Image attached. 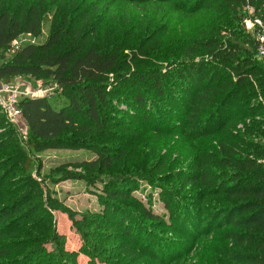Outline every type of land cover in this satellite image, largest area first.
<instances>
[{"label":"trees","instance_id":"trees-1","mask_svg":"<svg viewBox=\"0 0 264 264\" xmlns=\"http://www.w3.org/2000/svg\"><path fill=\"white\" fill-rule=\"evenodd\" d=\"M122 1L103 6L106 12H118L114 6ZM85 2H69L70 13L62 11L60 16H69L75 24L79 15L73 7L81 10ZM222 2L182 0L192 13L204 10L199 31L160 53L159 65L147 63L159 53L168 33L163 21L153 28L124 25L109 31L99 27L102 12L91 20L93 14L81 13L83 9L79 13L86 25L52 30L43 43L19 46L0 64L4 85L27 77L57 88L55 96L19 102L25 139L0 112V264H50V260L78 264L79 255L101 264H165L168 242L178 243L177 236H191L195 229L196 239L214 233L228 241L231 247L216 254L224 253L229 263L264 264V66L258 59V38L243 23L259 21L261 27L255 24L254 33L264 36V0ZM95 6L88 7L90 12L99 10ZM40 29L36 0L29 5L21 0L16 6L0 5V59L20 36H37ZM109 76L115 81L110 82ZM121 79L125 85L118 87ZM180 86L187 91L186 101ZM179 101L185 102L189 133L179 138L184 143L183 159L170 161L158 156L153 146L157 134L163 133L157 114L168 113ZM121 102L128 109H119L115 103ZM237 106L239 118L234 123ZM126 120H142L156 133L144 127L131 129ZM20 138L26 140L27 154L15 145ZM47 150L96 155L92 161L77 163L84 174L54 173L53 183L87 181L89 171L131 162L129 174L103 184L98 197L102 213H81L93 229L88 224L76 230L81 242L77 251L66 252L65 238L56 232L50 212L61 210L71 220L76 213L54 200L43 201L40 193L35 199L40 184L30 175L18 187L4 185L17 169L32 172L31 154ZM140 180L159 189L167 216L156 214L133 195ZM46 247L52 249L50 257Z\"/></svg>","mask_w":264,"mask_h":264},{"label":"rangeland","instance_id":"rangeland-1","mask_svg":"<svg viewBox=\"0 0 264 264\" xmlns=\"http://www.w3.org/2000/svg\"><path fill=\"white\" fill-rule=\"evenodd\" d=\"M18 0H0V5L6 7L8 4L16 6ZM25 5L32 3V0H21ZM78 0H36L38 6L41 8V29L37 36L22 35L19 40L16 41L14 46H22L28 43L41 44L48 37V34L52 30H57L58 28H66L68 25H72L74 28L86 25L84 22L85 16L81 13L93 14L91 20L100 17L99 12L103 13V16L98 20L99 27L103 30L110 29L117 30L120 26H134L137 29L150 27L153 28L157 24L163 21V23L169 26L168 33L163 37L161 45L159 46L157 54H153L149 60L148 65H159L158 61L160 53L166 52L170 49V46L181 42L187 41L193 38L199 31V19L205 14V12L197 11L192 13L191 6H186L181 4L182 0H123L121 4H115L114 8L118 10L106 12L107 9L104 8V4L107 1L113 3L115 0H101V4L97 1L100 0H86L83 8L78 10L76 6L73 10L76 15H79L75 24L70 23L69 16L62 17L60 13L62 11L70 13L71 6L68 5L69 2L75 3ZM217 0H209V4H213ZM223 0H219V3H223ZM120 1H117L119 3ZM99 5V10L93 11L89 8H96ZM183 6V7H181ZM89 7V8H88ZM133 11V14H132ZM121 12H126L123 15ZM95 13V14H94ZM251 15V11H249ZM243 21V20H242ZM90 23V22H89ZM245 29L247 32L253 33L254 37H258V33H254L255 23L251 20L243 21ZM86 27V26H85ZM132 36L128 40H132ZM90 36L87 40H90ZM92 40V39H91ZM14 49L7 51L3 58L0 59V64L3 61H7L14 55ZM131 51H129L130 53ZM110 77V82H114V77ZM16 84L29 87L33 90L50 89V95L55 96L56 86L52 82H42L24 77L20 80L15 81ZM117 86H124L125 82L122 79L117 81ZM116 85V84H115ZM184 90V86H180L179 89ZM179 90L182 97L184 95V101L188 100L187 91ZM186 93V94H185ZM122 101V100H120ZM119 109H128L125 102L115 103ZM241 106V105H240ZM240 106L235 108L234 123L238 121ZM165 109L164 111H166ZM185 102L179 101L177 105H174L166 114L159 115V127L162 129L163 133L157 134V142L153 146H157L158 156L169 157L170 161L182 160L183 157V146L184 143L179 138H184V135H188L189 131L186 127V120H184L185 115ZM136 114V111L134 112ZM156 116V115H155ZM142 120H136L135 122L129 123L126 120L125 125L134 128H143L144 131L151 134H155L156 131L146 127L147 125L141 122ZM154 123V122H153ZM144 125V126H143ZM187 128V129H185ZM236 128H241L240 123L236 125ZM170 130L167 133V130ZM20 133V132H19ZM20 135V134H19ZM163 136V137H161ZM21 142H15V145L21 148L24 153H28L25 145L26 140ZM209 144V143H204ZM159 145V146H158ZM149 150H145L147 153ZM0 155L3 156L1 153ZM14 156V155H13ZM24 155L18 156V162L23 161ZM33 164L35 169L28 174L17 169L16 172L12 173L9 178L4 181V185L7 188L18 187L21 185L20 180L23 177L30 175L37 183L40 184L39 189L35 190L36 198L38 199V194H41L43 201L47 198V201L54 200L56 205L64 207L67 211L76 213L77 216L73 220L69 219L66 213L61 212V210H55L50 212L52 215V225L56 229V232L65 238V250L66 252L77 251L81 245L80 236L76 233L77 229L84 227L89 224V229H93L90 225V221L85 217L80 216L81 213H90L95 215H100L102 213L101 205L99 203L98 197L102 195L103 184L108 182L113 176L119 174H129L132 171L130 167L131 162L121 161L116 162L112 167L106 168L103 171H89L85 175L87 176V181L85 180H72L63 179L56 183H53L52 177L54 173H63V171L69 172H79L84 174V169L78 165V162L92 161L96 159V155L89 151H73V150H47L42 153H32ZM173 170V169H172ZM61 179V178H60ZM94 180V183L90 181ZM140 186L133 195L139 199L145 205H150L156 214L167 216L166 210L160 201V191L157 188L148 186L143 180L139 181ZM98 222L99 219H96ZM196 230V229H195ZM193 231V235H184V237L177 236L178 243L168 242L165 251L166 258L168 262L165 264H231L228 259L219 254H216L219 250L223 252L225 249L231 247L230 243L214 233H209L207 235L201 236L196 239ZM45 253L50 257L52 249L46 247ZM164 251V250H163ZM169 254V255H168ZM78 264H101L97 259L92 260L88 255H79ZM170 261V262H169ZM50 264H53V260H50ZM104 264V263H103Z\"/></svg>","mask_w":264,"mask_h":264},{"label":"built area","instance_id":"built-area-1","mask_svg":"<svg viewBox=\"0 0 264 264\" xmlns=\"http://www.w3.org/2000/svg\"><path fill=\"white\" fill-rule=\"evenodd\" d=\"M255 24L258 27H261L259 21L256 20ZM257 38L259 41L258 59L262 62V65L264 66V36L259 34ZM14 44L12 45V48L15 52V50L20 45L14 46ZM50 91V89L41 88L33 90L29 87L21 86L16 83L11 85H4L0 83V112L5 116L9 123L17 126V129L21 133L23 139H25L26 134V123L24 122L21 115V111L18 107L19 102L22 99H36L48 97L50 96Z\"/></svg>","mask_w":264,"mask_h":264}]
</instances>
